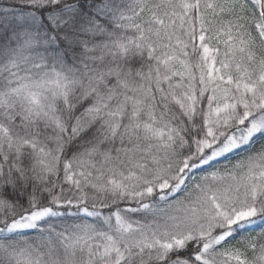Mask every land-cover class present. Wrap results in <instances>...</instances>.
I'll list each match as a JSON object with an SVG mask.
<instances>
[{
    "label": "snow or ice",
    "instance_id": "6c2138e0",
    "mask_svg": "<svg viewBox=\"0 0 264 264\" xmlns=\"http://www.w3.org/2000/svg\"><path fill=\"white\" fill-rule=\"evenodd\" d=\"M0 264H264V0H0Z\"/></svg>",
    "mask_w": 264,
    "mask_h": 264
}]
</instances>
